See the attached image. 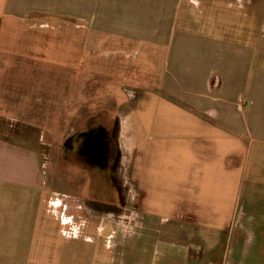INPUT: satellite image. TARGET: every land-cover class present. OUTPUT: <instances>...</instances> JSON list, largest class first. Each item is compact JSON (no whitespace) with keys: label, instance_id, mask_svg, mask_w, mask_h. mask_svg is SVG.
Wrapping results in <instances>:
<instances>
[{"label":"crops","instance_id":"0c3cea01","mask_svg":"<svg viewBox=\"0 0 264 264\" xmlns=\"http://www.w3.org/2000/svg\"><path fill=\"white\" fill-rule=\"evenodd\" d=\"M180 2L0 0L3 17L70 14L89 25L97 16L119 41L168 44L160 78L134 110L138 134L128 170L135 193L121 196L110 168L113 194L75 200L86 211L83 226L62 205L73 200L48 194L36 155L0 137V264H262L264 200L240 199L244 183L252 186L255 172L264 171L252 166L248 173L253 144V157L264 155V128L253 130L252 53L236 51L224 61L217 44L208 49L200 45L202 36L177 33ZM167 6L174 29L168 33L158 24ZM11 184L37 192L13 195ZM125 201L134 203L133 210L124 208ZM32 203L41 220L33 230ZM26 227L27 237L15 243L11 236H25Z\"/></svg>","mask_w":264,"mask_h":264},{"label":"rangeland","instance_id":"374dc122","mask_svg":"<svg viewBox=\"0 0 264 264\" xmlns=\"http://www.w3.org/2000/svg\"><path fill=\"white\" fill-rule=\"evenodd\" d=\"M180 4L175 19L177 33L202 36L205 41L200 45L208 49L217 44L224 61L236 51L252 53V94L256 102L253 130L255 134L262 133L264 0H181ZM168 7L165 12L159 11L158 20L159 29L166 33L174 30L168 26L173 22V11ZM140 15L145 19L147 12ZM165 45L168 44L119 41L109 36L97 16L89 25L70 14L31 12L20 17L0 16V137L36 155L48 194L73 200L62 205H67L66 215H72L79 227L85 222L86 211L75 200L106 199L109 189L113 190L108 185L106 169L116 152L110 135L116 117L122 131L124 173L130 193L134 194L133 176L128 170L134 155V134H138L134 110L139 99L150 95L161 76ZM81 132L101 134L96 142L104 137L105 152L94 154L89 150L88 145L94 141L77 140ZM69 136L71 144L67 143ZM254 151L253 144L248 173L252 166H264V155L253 157ZM255 173V184L244 183L241 202L248 198L264 200V171ZM8 190L18 196L37 192L18 184L9 185ZM2 195L5 185L0 183ZM42 206L40 203L37 208L40 214ZM261 206L264 208V203ZM19 210L16 208L15 212ZM30 213L29 227L33 230L40 220L35 218L33 203ZM25 234L11 237L15 243L23 240L27 227ZM205 237L210 247L209 236ZM263 250L262 246L258 254ZM257 261L264 264L260 258Z\"/></svg>","mask_w":264,"mask_h":264},{"label":"water","instance_id":"95a60500","mask_svg":"<svg viewBox=\"0 0 264 264\" xmlns=\"http://www.w3.org/2000/svg\"><path fill=\"white\" fill-rule=\"evenodd\" d=\"M120 133H121L120 120L118 117H116L114 126L112 128V136L116 141L117 146H118V138ZM91 149L93 150L94 153H98L100 149V145L98 143L93 144ZM120 153L121 150L118 146L111 167V178L116 186V189L118 190V193L121 196L127 197L131 193L128 183L127 182L125 183L124 181V169L122 167V157Z\"/></svg>","mask_w":264,"mask_h":264},{"label":"flooded vegetation","instance_id":"af4514ba","mask_svg":"<svg viewBox=\"0 0 264 264\" xmlns=\"http://www.w3.org/2000/svg\"><path fill=\"white\" fill-rule=\"evenodd\" d=\"M101 134H94L93 132H91V133H89V134H87L86 132H81L80 134H78V136L76 137L77 138V140H79V139H81V138H83V140L86 142V139L87 140H93L94 141V143L93 144H96V143H98L99 145H100V149H99V152L98 153H94V154H99L101 151H103L105 148H104V145H105V141L103 140L104 139V137H102V140L101 141H98V142H96V139L100 136ZM111 135V134H110ZM102 136H104V134H102ZM112 137V136H111ZM71 139H72V137L71 136H69L68 138H67V143H69V144H71L70 142H71ZM104 141V142H103ZM93 144H89L88 145V149L89 150H92L91 148H92V145ZM72 146V145H71ZM116 146V145H115ZM104 152H105V150H104ZM114 157H115V154H114ZM114 160V159H113ZM112 163H113V161L111 162V164L108 166V168L106 169V178H107V180H108V185L111 187L112 186V184H111V181H110V168H111V166H112ZM112 188H113V186H112ZM113 190H114V188H113ZM111 191V189H109V191H108V196L109 195H111V194H113L114 193V191ZM135 193V192H134ZM110 203H116V202H114V201H112V202H110ZM123 205H124V208L125 209H128V210H133V206H134V203L133 202H128V201H125L124 203H123Z\"/></svg>","mask_w":264,"mask_h":264}]
</instances>
